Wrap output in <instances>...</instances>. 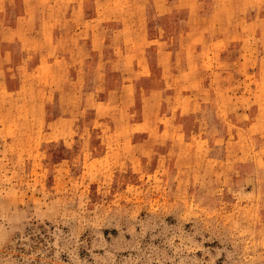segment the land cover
I'll use <instances>...</instances> for the list:
<instances>
[{"label":"rangeland","instance_id":"rangeland-1","mask_svg":"<svg viewBox=\"0 0 264 264\" xmlns=\"http://www.w3.org/2000/svg\"><path fill=\"white\" fill-rule=\"evenodd\" d=\"M0 264H264V0H0Z\"/></svg>","mask_w":264,"mask_h":264}]
</instances>
